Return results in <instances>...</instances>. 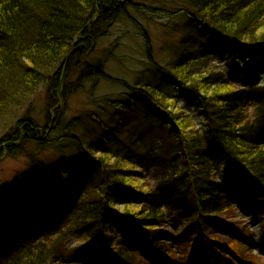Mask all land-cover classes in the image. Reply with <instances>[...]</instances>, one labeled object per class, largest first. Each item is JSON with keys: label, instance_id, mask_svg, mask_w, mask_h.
<instances>
[{"label": "trees", "instance_id": "1", "mask_svg": "<svg viewBox=\"0 0 264 264\" xmlns=\"http://www.w3.org/2000/svg\"><path fill=\"white\" fill-rule=\"evenodd\" d=\"M131 1L0 0V161L30 160L17 180L0 185V264H264L263 255L242 251L249 231L236 219L249 202L252 215L264 214V86L248 90L233 75L241 66L237 74L253 82L264 67V0H190L186 13L210 41L198 53L234 56L228 74H197L188 60L156 66L195 107L200 127L172 90L147 83L128 102L110 100L123 114L117 123L90 114L99 131L65 146L72 157L47 164L36 156L58 144L52 135L68 109L72 66L91 69L90 79L111 78L104 59L88 61L84 52ZM41 92L43 125L31 115ZM140 97L168 133L167 159L158 158L178 172L139 168L156 154L150 128L130 108ZM222 168L220 182L209 179ZM168 221L186 224L176 241L152 234ZM209 221L224 227L207 232Z\"/></svg>", "mask_w": 264, "mask_h": 264}, {"label": "rangeland", "instance_id": "2", "mask_svg": "<svg viewBox=\"0 0 264 264\" xmlns=\"http://www.w3.org/2000/svg\"><path fill=\"white\" fill-rule=\"evenodd\" d=\"M122 13L109 27L103 38L97 40L91 48H86L84 57L88 61H95L98 58L104 59L105 71L109 78L90 79L91 69L83 70L78 66H72V76L69 80V94L67 110L57 129L53 133V138L58 144L46 148L45 150H36V156L47 164H53L59 159L72 157L68 150L64 151L65 146L69 147L71 142L76 146V138L94 139L99 131V126L90 119V114H96L106 122L117 123L122 118V113H117L110 100L128 102L127 94L142 95L137 89L147 88L150 84L158 92L171 91L172 95L179 97L180 92L173 89L172 86L165 85L162 77L157 74V65L167 67L181 60H188L197 70V74L205 75L212 71L220 77L222 73L228 74L226 67L228 62H234L235 57L221 53H212L206 51L198 53L202 42H210L203 36L198 28L193 25L186 11H192L190 0H132ZM84 47L83 44L79 48ZM84 59V60H85ZM240 63L236 60V66ZM95 67L96 64L94 63ZM239 68V69H238ZM236 69L234 79L241 87L246 86L248 90H254L264 86V67L257 70L255 81L251 82L248 76L240 77L237 71L242 70L241 66ZM157 74V75H156ZM250 84V85H249ZM202 90V89H201ZM203 94L206 92L204 90ZM43 92V91H42ZM35 97L32 103L31 115L35 117L39 124L43 125L45 119V105L43 93ZM151 92V91H150ZM211 90L207 89V94ZM153 93V91L151 92ZM67 94V93H66ZM179 108L186 106V109L194 115L196 126H201V120L195 113V107L187 108V101L180 98L176 104ZM137 114L134 117L137 123L146 122L144 127L150 128L147 132V141L154 140L153 147L156 154L146 167L149 172L156 173L159 177L163 174H172L178 172L177 164L167 158V130L160 125L159 119L149 111L148 102L143 98H136L133 105L130 106ZM176 106L173 110H176ZM52 113V112H51ZM14 119V118H13ZM12 119V120H13ZM8 117L2 122L1 126L9 121ZM154 124V125H153ZM53 126V123L50 127ZM97 131L95 132V130ZM94 135H88L87 133ZM74 137H71V136ZM60 141V142H59ZM161 153V155H160ZM159 157H164V160ZM158 158V159H157ZM160 159V162H159ZM30 160L27 156L16 158L7 157L0 161V185L15 181L19 174L27 170ZM167 164V165H165ZM213 174L210 180L220 182L224 177V170ZM154 179L158 180L156 177ZM161 179V178H160ZM143 179L137 184L143 185ZM153 183V182H151ZM254 204L246 203L237 208V222L240 227L249 231L247 238H243L242 251L252 249L254 252L264 255V214H253ZM228 222V221H227ZM208 225V226H207ZM207 232L213 229H219L216 226L224 227V223L215 224L214 221L207 222ZM186 224L168 221L159 227V232H153L155 236L176 241L180 236ZM245 236V235H244ZM224 251V247H221ZM193 264H204L203 261L194 260ZM217 264V263H213ZM221 264H231L223 262ZM232 264H251L239 259H235Z\"/></svg>", "mask_w": 264, "mask_h": 264}, {"label": "bare ground", "instance_id": "3", "mask_svg": "<svg viewBox=\"0 0 264 264\" xmlns=\"http://www.w3.org/2000/svg\"><path fill=\"white\" fill-rule=\"evenodd\" d=\"M81 45V44H80ZM78 50H81V49H79L78 47L76 48V49H74V51H78ZM85 53V52H84Z\"/></svg>", "mask_w": 264, "mask_h": 264}]
</instances>
